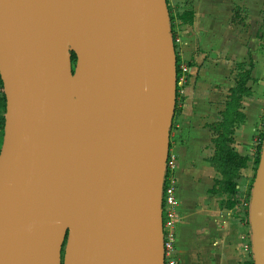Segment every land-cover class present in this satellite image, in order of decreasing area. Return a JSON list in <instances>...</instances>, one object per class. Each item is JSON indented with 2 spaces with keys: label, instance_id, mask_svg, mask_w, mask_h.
Returning a JSON list of instances; mask_svg holds the SVG:
<instances>
[{
  "label": "water",
  "instance_id": "1",
  "mask_svg": "<svg viewBox=\"0 0 264 264\" xmlns=\"http://www.w3.org/2000/svg\"><path fill=\"white\" fill-rule=\"evenodd\" d=\"M175 75L164 0H0V264H162ZM247 222L264 264V129Z\"/></svg>",
  "mask_w": 264,
  "mask_h": 264
},
{
  "label": "crops",
  "instance_id": "2",
  "mask_svg": "<svg viewBox=\"0 0 264 264\" xmlns=\"http://www.w3.org/2000/svg\"><path fill=\"white\" fill-rule=\"evenodd\" d=\"M189 1L191 21L180 25L174 45L176 59L188 63V71L177 80L180 100L168 133L178 214L174 253L182 252L180 237L193 226L188 221L221 198L222 194L209 192L214 180L222 178L209 162L214 151L212 127L222 120L220 112L229 89L245 70L244 86L249 92L240 100L244 120L234 126L231 135L236 153L245 157L264 116V0ZM237 205L221 208L220 250L232 264H247L251 262L247 209ZM179 257L183 261L186 255ZM222 260L218 258V264H223Z\"/></svg>",
  "mask_w": 264,
  "mask_h": 264
},
{
  "label": "rangeland",
  "instance_id": "3",
  "mask_svg": "<svg viewBox=\"0 0 264 264\" xmlns=\"http://www.w3.org/2000/svg\"><path fill=\"white\" fill-rule=\"evenodd\" d=\"M165 2V8L166 13L168 17V24H169V30L171 34V38L174 39V37H177L178 33L177 31L181 30L180 25L182 22L179 21L178 15L181 13V11L184 8H187L189 6V0H164ZM173 41V40H172ZM175 63L177 66V80L178 78H182L187 73V64L186 62H181L175 57ZM180 65L184 66L186 70L182 71L180 69ZM177 80L175 84V99H174V108L173 112L178 111V103L180 100V96L177 92ZM172 112V117H173ZM1 114V111H0ZM172 117L169 129L173 127L172 123ZM263 131V128L261 126V130ZM169 133V131H168ZM260 140V132L258 134H255L251 138V144L247 151V154L245 155V164L242 168H239L234 177V182L236 186V192L234 195L231 196V200L234 202L233 206H236L237 203H239L240 199L247 202V206H244L243 209H248V200H249V192L251 187V182L253 178V173L255 169V147L256 144L259 143ZM2 141V128L0 127V146ZM232 146V145H231ZM234 149V148H233ZM247 168V169H245ZM218 197V196H217ZM219 198H215L211 205L207 204V207L204 209L202 213L194 214V219L191 221L189 220V224H193V226L190 228L189 232H183L182 236L180 237V246L182 249V252L177 251L175 252L177 257H179V254L186 255V257L182 259L179 257V260H181V264H218V258H223V264H232L230 257H228V254L222 252L221 247L223 245V239L222 234L219 232L221 228H223L224 223L221 217V208H226V203L230 202L228 200V195L222 194L219 195ZM238 206V205H237ZM242 211V210H241ZM191 217V216H190ZM221 227V228H220ZM249 232V228H248ZM179 236V235H178ZM219 240V244L217 242ZM186 245H187V251H186ZM250 245V244H249ZM220 250V252L218 251ZM175 251V247H174ZM251 260V257H250ZM235 260H233L234 262Z\"/></svg>",
  "mask_w": 264,
  "mask_h": 264
},
{
  "label": "trees",
  "instance_id": "4",
  "mask_svg": "<svg viewBox=\"0 0 264 264\" xmlns=\"http://www.w3.org/2000/svg\"><path fill=\"white\" fill-rule=\"evenodd\" d=\"M192 18V10L190 5L184 8L178 15V19L182 23H189ZM73 60V53L70 52ZM175 83L177 80V66L175 63ZM247 70L239 75L235 82V86L229 89V95L227 101L224 104V109L220 112L222 120L216 122L212 127L214 137L212 143L214 146L213 155L210 157L209 162L216 168L221 174V179H215L214 184L209 190L210 193L226 194L230 202L226 203V208H231L234 202L231 200V196L236 192L234 177L239 168H242L245 164V157L236 153L231 146L232 133L234 126L242 123L244 115L240 111V100L242 96L248 95V89L244 86V80L247 76ZM0 127L3 128L4 122V97L1 91L0 81ZM262 128L264 129V116L262 118ZM263 136V131H260V140L255 147V164L257 163L258 152L260 150V144ZM246 225L248 226L247 218ZM252 264V261L247 263Z\"/></svg>",
  "mask_w": 264,
  "mask_h": 264
},
{
  "label": "built area",
  "instance_id": "5",
  "mask_svg": "<svg viewBox=\"0 0 264 264\" xmlns=\"http://www.w3.org/2000/svg\"><path fill=\"white\" fill-rule=\"evenodd\" d=\"M173 46L178 38L172 39ZM182 71L186 70L180 65ZM174 159L168 154L165 160V169L160 193V218H161V242L162 264H179L174 253L175 223L177 221L175 179L173 175ZM241 207L247 206V202L240 199Z\"/></svg>",
  "mask_w": 264,
  "mask_h": 264
}]
</instances>
